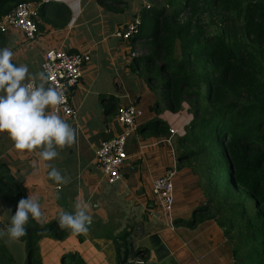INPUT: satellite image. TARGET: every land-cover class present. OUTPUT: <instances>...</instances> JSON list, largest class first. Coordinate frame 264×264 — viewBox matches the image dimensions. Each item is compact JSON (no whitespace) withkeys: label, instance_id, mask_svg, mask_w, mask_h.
<instances>
[{"label":"crops","instance_id":"0c3cea01","mask_svg":"<svg viewBox=\"0 0 264 264\" xmlns=\"http://www.w3.org/2000/svg\"><path fill=\"white\" fill-rule=\"evenodd\" d=\"M35 1L39 3V34L35 40L27 41L18 31L0 33V48L12 49L13 63L26 64L30 73L37 74L42 72V57L49 49L88 53L91 59L84 66L79 83L70 91L76 116H60L75 130V143L57 148L55 159L42 161L37 154L39 150L14 151L7 134L0 133V182L5 181L7 173L22 186L24 198L31 195L39 200L43 216L34 220L37 225L51 223L61 210L74 211L77 203L88 205L92 219L87 233L74 235L68 230L63 240L40 238L37 242L40 263L62 264L64 256L75 253L84 264H113L114 241L119 240L125 242L126 248L132 246L136 253H141L135 260L144 264H234L232 246L223 229L211 218L214 210L207 207L203 193L192 190L184 178L176 181L170 214L164 215L155 205L153 181L168 172L173 173L180 161L175 153L174 136L155 135L146 128L157 119L175 121L176 116L167 112L155 115L150 111L148 89L142 88L144 81L135 92L126 89L129 94L117 97L127 100L124 106L145 105L149 114L144 118L145 113L139 108L143 117L137 123L136 132L127 140L128 161L121 171V180L108 184L96 166L95 151L100 143L121 133L116 119L119 106L114 104L104 109L105 117L112 113L115 116L113 123L107 126L98 109L96 99L102 95L104 99H113L105 90L96 88L101 80L99 65L106 62L107 70L122 73V81L111 76V84L125 85L123 79L128 77L131 53L141 44L122 42L114 33L120 26L140 17L146 1ZM127 43H131V49H127ZM137 98H140L138 103ZM92 119L99 124L90 126ZM168 129L174 131L173 135L177 133L173 127ZM137 146V154L128 153V147ZM51 168L70 178V182L60 184L50 179ZM196 208L202 209L195 213L197 220L191 226L185 224L198 210ZM12 214L13 208L0 195V228L9 224ZM15 243L24 246L20 241Z\"/></svg>","mask_w":264,"mask_h":264},{"label":"trees","instance_id":"16d2710c","mask_svg":"<svg viewBox=\"0 0 264 264\" xmlns=\"http://www.w3.org/2000/svg\"><path fill=\"white\" fill-rule=\"evenodd\" d=\"M20 1L0 0V20ZM140 19L139 33L129 42H140L145 52L130 65L142 67L148 92H158L161 101L156 98L150 111L176 114L187 106L191 120L187 134L177 139L178 161L203 155L212 160L214 191L235 199L227 227L217 221L233 261L264 264V0H166L161 8L143 7ZM146 128L169 134L160 119ZM179 145L190 151H180ZM0 195L15 212L24 190L6 173ZM202 209L185 224L191 226ZM58 218L44 226L32 219L25 225L19 239L25 264H41L40 238H65L68 230L58 227ZM12 258L3 247L0 264H15ZM62 264L84 263L74 253Z\"/></svg>","mask_w":264,"mask_h":264},{"label":"clouds","instance_id":"9594fccd","mask_svg":"<svg viewBox=\"0 0 264 264\" xmlns=\"http://www.w3.org/2000/svg\"><path fill=\"white\" fill-rule=\"evenodd\" d=\"M13 56L11 48H0V133L7 134L14 151L39 150V159L51 161L58 156L57 148L70 146L76 140L75 130L55 111L66 97L61 90L45 87L43 72L30 73L26 64L13 63ZM48 175L60 184L70 182L56 168H51ZM42 216L37 198H21L14 214L8 216L9 224L0 228V239L6 244L19 241L26 234L29 220H40ZM91 219L88 205L77 203L74 211L61 210L58 227L74 235L87 233Z\"/></svg>","mask_w":264,"mask_h":264},{"label":"built area","instance_id":"2783aa9c","mask_svg":"<svg viewBox=\"0 0 264 264\" xmlns=\"http://www.w3.org/2000/svg\"><path fill=\"white\" fill-rule=\"evenodd\" d=\"M145 8H149L148 5ZM39 3L35 0L18 2L0 20V33L8 31L21 32L27 41H33L39 34L38 20ZM141 19L135 17L120 26L114 37L121 41H130L140 30ZM135 49L131 57L138 56ZM90 55L83 52L49 49L42 57L41 69L45 74V87L61 90L66 97L65 103L59 105L55 111L59 116L74 118L77 114L70 100V91L79 83L83 75L84 66L90 62ZM143 117V112L134 104L118 107L116 119L121 126V133L102 141L95 151L96 166L104 175L108 184L121 180V171L128 161L126 144L128 138L137 130V123ZM173 134V130H169ZM133 170L134 168L131 167ZM173 173L168 172L153 181L152 194L155 205L164 215L170 214L174 205Z\"/></svg>","mask_w":264,"mask_h":264},{"label":"rangeland","instance_id":"374dc122","mask_svg":"<svg viewBox=\"0 0 264 264\" xmlns=\"http://www.w3.org/2000/svg\"><path fill=\"white\" fill-rule=\"evenodd\" d=\"M148 7H157L161 8L166 4V0H145ZM126 45L127 49H131L132 45L131 43H127ZM136 45V44H135ZM136 51L138 52H145L144 49L138 44L135 47ZM100 69V75L101 80L99 83H96V88L103 89L106 92H108L113 99H104L105 96L102 95L100 99H96L98 109L100 110L101 118H104L105 120V126L110 125V123H113V120L115 118L114 113L110 115L109 117L104 115L103 111L104 109H109L113 107L115 104L119 107L124 106L127 100L124 99H117L118 96H123L126 94H129V92H135L140 86V82H142V76H143V70L142 67H138V65L132 64L129 66L128 69V77L126 79H123L125 82V85L122 84H111L110 78L111 76H116L118 81H122L123 76H121L122 73H119L117 71H110L107 70V64L102 63L99 65ZM145 86V87H144ZM147 88L145 84H142V88ZM129 92H127V90ZM147 99H150L151 107L153 102L156 98L157 100L161 101L160 97H158L157 91H150L147 92ZM132 98V96H131ZM139 108H141L144 111V118L149 116L147 113L145 105L141 104L139 105ZM187 106L184 105L183 109L179 111L176 114H170L172 116H176L175 121H168L164 118L165 125L168 127H173L177 129V133L175 135L169 133L171 136L175 137V145L177 146V139L179 137H182L183 135L187 134V131L185 130V127L191 120V116L188 114ZM95 111V110H92ZM152 111V110H151ZM165 112V111H164ZM163 111L159 112L158 114L164 113ZM90 126H97L99 124L98 120H90ZM104 126V128H105ZM169 131V129H168ZM139 146V144H137ZM132 147L131 149L127 148V151L129 154L134 155L137 154L139 147ZM178 148H180V151L189 152L190 147L188 148L185 145H179ZM177 151L175 149L176 157H177ZM180 156V155H179ZM178 156V157H179ZM178 159V158H177ZM135 162H138V159H135ZM212 164V160L210 158H207V156H199L194 157L190 160H181L179 164H177L174 172H173V178L172 183L175 190L176 187V181L184 178V180L190 183V186L192 187V190H196L198 193H203L205 196L206 203H208L207 207L213 209L214 211L211 213V218L217 221H222V223L227 227L226 223V217L229 215V207L234 203L235 199L231 195L229 198H224L222 192L219 194H216V192L213 189L212 183L210 184L211 176L209 174V166ZM174 169V168H173ZM172 169V170H173ZM198 209V208H196ZM195 212V211H194ZM195 217V215H194ZM192 217L188 219V221H192ZM232 239H234L235 244H237V238L236 233L232 235ZM235 246V245H234ZM3 247L6 248L9 256L11 255L13 260L15 261V264H25L26 260V249L21 243H11L6 244L4 239H0V251L3 249ZM11 264V263H10ZM235 264V263H234ZM237 264H240V262L237 261Z\"/></svg>","mask_w":264,"mask_h":264},{"label":"water","instance_id":"95a60500","mask_svg":"<svg viewBox=\"0 0 264 264\" xmlns=\"http://www.w3.org/2000/svg\"><path fill=\"white\" fill-rule=\"evenodd\" d=\"M140 98L136 99L139 102ZM141 253H136L132 246L126 248L125 242L119 240L114 241V255L113 264H144L143 262L136 261V257Z\"/></svg>","mask_w":264,"mask_h":264}]
</instances>
